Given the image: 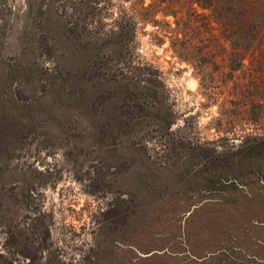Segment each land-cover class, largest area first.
Masks as SVG:
<instances>
[{"label":"rangeland","instance_id":"rangeland-1","mask_svg":"<svg viewBox=\"0 0 264 264\" xmlns=\"http://www.w3.org/2000/svg\"><path fill=\"white\" fill-rule=\"evenodd\" d=\"M262 151L264 0H0V264H178Z\"/></svg>","mask_w":264,"mask_h":264},{"label":"trees","instance_id":"trees-1","mask_svg":"<svg viewBox=\"0 0 264 264\" xmlns=\"http://www.w3.org/2000/svg\"><path fill=\"white\" fill-rule=\"evenodd\" d=\"M128 87L125 94L139 97ZM192 190L175 207L178 214L184 207L181 219L186 218L172 236L179 238L177 248L165 246L150 255L175 257L178 264H264V151L212 172ZM189 211L200 220L192 233Z\"/></svg>","mask_w":264,"mask_h":264}]
</instances>
